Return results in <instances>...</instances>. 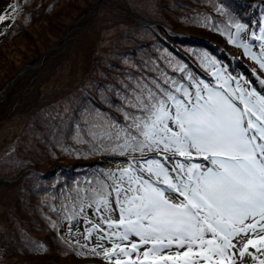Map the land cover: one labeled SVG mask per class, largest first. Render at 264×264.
I'll return each instance as SVG.
<instances>
[{
  "label": "snow or ice",
  "instance_id": "obj_1",
  "mask_svg": "<svg viewBox=\"0 0 264 264\" xmlns=\"http://www.w3.org/2000/svg\"><path fill=\"white\" fill-rule=\"evenodd\" d=\"M234 26L229 42L264 70V28L252 33L260 41L255 52L240 36L247 26ZM198 59L215 85L183 62L165 61L179 76L146 62L144 71L154 76L129 77L115 92L122 120L96 110L85 114L86 127L75 125L78 143L128 157L125 166L103 172L105 179L69 193L62 206L69 221L94 208L102 223L89 220L86 239L99 233L90 251L100 255L101 248L111 264H237L233 239L264 233V91L226 74L208 53ZM131 237L138 242L125 243ZM258 243L264 236L248 239L239 256L264 264L247 251Z\"/></svg>",
  "mask_w": 264,
  "mask_h": 264
},
{
  "label": "trees",
  "instance_id": "obj_2",
  "mask_svg": "<svg viewBox=\"0 0 264 264\" xmlns=\"http://www.w3.org/2000/svg\"><path fill=\"white\" fill-rule=\"evenodd\" d=\"M14 1L16 5L12 8V16L16 14L14 9L17 7L18 0ZM120 1L123 2V5H116L113 8V20L118 21L119 25L105 30L106 33L116 30L123 32L125 22L135 24L142 32H151L152 28L138 22L134 13L147 19V15L164 18V13H170L172 16L173 13H176L180 15L183 27L197 29L194 32H184V34L163 31L161 33V43H156L150 35L151 40L147 42L152 43V45L143 50L144 52L141 54L143 63H140V66L135 65L133 73L129 77L154 76L155 73L144 71L146 62L150 65L151 61H156L160 67L168 71L169 75L179 76V73H173L171 69L166 67L165 61L171 59L173 63L179 61L187 64L188 68L197 77L211 83L208 79L212 77L211 71L201 65L198 57L203 53H208L220 62L218 55L220 49L217 46L224 44L226 49H243L229 42L226 34L231 32L235 36L236 29L234 25L236 23H242L247 27L249 25L247 14L238 16L234 12L239 0H200L201 3L195 5L189 12L180 7L181 13H179L180 10H178L176 2H171L172 0H148L144 2L143 15L136 9L138 0ZM44 2L45 0H35L32 3L25 2L23 5L26 6L31 18L26 20L22 26L11 25V28L5 27L4 32L8 33L9 30H12L11 39L12 34L13 38L20 34L24 35L27 26L31 27L38 21L40 15L42 16L43 13L51 11L46 4L43 5ZM162 3H166L169 8H160ZM0 16L5 17V19L12 17L9 14ZM72 16L71 12L66 16V19L69 20ZM3 21L4 19L0 21V24ZM59 22L61 24V19H59ZM189 23H191V27H189ZM59 27L61 29L57 32L44 30L42 35L38 36H48L51 33L52 37H59L62 35L60 34L61 31H63L62 25ZM116 27H118L116 30H111ZM195 31L198 32L195 33ZM63 32L65 33V30ZM69 44L77 46L78 48L75 49H80L82 53H85L89 45L91 46V41L86 31L73 29L69 33ZM102 51L104 55L106 49H102ZM128 51L132 50L128 49ZM13 54H17V56L11 60V63L16 65L17 60L22 57V54H26V51L16 49L10 56L12 57ZM169 54L171 55L169 56ZM10 56L4 55L3 58H0V69L4 67V61L9 62ZM51 57L48 53L44 58L43 65L38 70L28 75L25 80L20 81L19 79L17 82H20L12 90V95L0 106V120L4 116H13V121L16 124L18 121L21 122L19 127L22 124L24 127L22 134L19 135L20 139H18V145L21 144L20 152L17 153L18 157H14L12 163L7 161V156L6 159L2 158L0 160V202H8L10 208L7 214H15L13 223L10 215H8L9 219L7 218V220L10 224H3L0 232V243L5 245V252L2 253V258L5 260L3 264H104L105 259L102 263L99 261V257L103 256L102 252H99L100 255H96L90 251L92 246L78 242L74 245V241L72 243V240L62 234V222L67 220L64 219L65 212L62 206L70 204L67 198L69 193L75 196V190L87 189L90 184H95L97 178L105 179L102 173L116 171L118 168L125 166L127 157L110 152H95L90 144L81 147L75 145V142H69L67 139L74 137L76 120L79 119L70 118L72 116L70 107L77 102L84 91L89 90L88 88L91 87L92 81L95 79L94 72L98 74L95 79V90L87 91V94L82 96L81 102H77L93 112H96L97 105L99 107L100 105L104 106L101 95L105 97L113 110L114 106L119 103L115 92L124 91L122 82L128 84L131 82L129 77L123 81L127 76L124 73L115 72L116 74L110 75L112 73H106L98 67L95 71L92 67L83 73L82 66L77 68V65L74 64L72 73L75 77L72 80L73 84L62 89H51L48 83L42 81L47 71L46 65L48 62L46 61H49ZM67 101L68 105H65ZM111 115H113V118L122 120V117L115 111H112ZM21 119H23V122L20 121ZM82 119L84 120V117ZM32 120L33 122L29 128L28 125ZM80 124L82 129L86 127L81 119ZM62 152L74 155L76 162L67 164L61 161L67 159L66 156H62ZM90 155L93 157H88ZM110 158L116 159L109 160V164L102 161ZM8 169L17 172L13 177L4 178V175L9 174ZM56 175L59 177L57 183L53 184ZM13 186L20 190V196L21 190L24 191L22 196L25 203L23 204L27 214L33 221V229H30V224L23 225L26 222L25 213L19 215L18 212L21 211L16 210L12 198ZM53 208L56 210L53 211ZM76 210L79 211V203L76 204ZM6 216L2 210L0 217L5 218ZM82 216L83 214L78 217ZM53 223L56 224L55 228L52 226ZM12 227L14 228L12 229ZM17 231L19 234H17ZM135 242H138V240H135ZM83 245H87V247H83ZM77 253H83V255ZM76 256L83 257V259L73 263L71 260ZM7 257L9 258L8 263H6Z\"/></svg>",
  "mask_w": 264,
  "mask_h": 264
},
{
  "label": "rangeland",
  "instance_id": "obj_3",
  "mask_svg": "<svg viewBox=\"0 0 264 264\" xmlns=\"http://www.w3.org/2000/svg\"><path fill=\"white\" fill-rule=\"evenodd\" d=\"M33 1L35 0H18L17 7L14 9L16 14L12 16V8L16 5L15 1L0 0V15L9 14L12 16L11 18L4 19V21L0 24V51H3L0 53V58H3L4 55L10 56L13 52L16 51V49H22L26 51V54H22V57L17 60L16 65H13L11 63V60L17 56V54H13L12 57L10 56L11 59L9 60V62L6 63V61H4V67L0 69V106L8 97L12 95V90L19 84L20 81H22L23 79L25 80L28 75L32 74L43 65L44 58L48 53H50L52 57L49 59V61H46L48 62L46 65L47 71L45 72V77L44 79L42 78V81L48 83L51 89H62L65 88V86L68 87L73 84L72 80H74L75 77L74 73H72L74 70V64L77 65V68L82 66L83 73H85L92 67H94V71L98 67L106 73H112L110 75L116 73H124L127 74V76L123 79V81H125L129 77V75L133 73V68L135 67V65L140 66L139 64L143 63L141 54L144 52L143 50L147 48V46L152 45V43L147 42L151 40L150 35L152 36V40H154L156 43H161V33L163 31H170L171 33L180 32V34H184V32H194V30H197L194 28L183 27L181 25L182 21L180 20V15H177L176 13H173V16L170 13H164V18L147 15L148 19L134 13L135 19L138 22H140L141 24H146L152 28L151 32H142L135 24H128V22H125L123 25V32H121L120 30H116L118 28L116 27L111 29L116 31L106 33L105 30L119 25L118 21L113 20V8L116 5H123V2H121L120 0H45L43 5L46 4L51 9V11L43 13L42 16L40 15L38 21H36L31 27L27 26L25 30L26 33L24 35L20 34L13 38L12 34L11 39L12 30H9L8 33H5L3 29L5 27L11 28V25H16L17 27L22 26V24L26 20L30 19L31 15L28 12L26 6L23 4L25 2L32 3ZM145 1L148 0H138L137 2L136 9L137 11H139V13H141V15H143L142 13H144L145 8L143 6H145ZM171 2H176V6L179 8L178 10H180L181 7V9L187 10L186 12H189V10L195 5L201 3L200 0H172ZM238 5L239 11L242 10L243 6L245 10H251L256 6L258 16L260 15L264 18V0H239ZM257 5H260L261 8ZM160 8L166 9L169 8V6L166 3H162ZM68 11L69 13L72 12L73 14L72 18L69 20L66 19V16L69 14H67ZM181 12L182 11L180 10L179 13ZM59 19H61L62 21L61 24L59 22ZM257 23L259 24V20H253L248 25V30H246V38L245 31L240 35L241 39L253 45L252 50L255 52H259L260 41L252 39L251 36L253 32H255L257 35L261 34V31H257L254 28ZM190 24L191 23H189V27L192 26ZM61 25L63 27V31L65 30V33L61 31L60 34L62 35L59 37H52L53 35L51 33L48 36H38L42 35L44 30H53L57 32L59 31V29H61L59 27ZM73 29H80L88 33L91 41V46L89 45L85 53H82L80 49H75L78 48L77 46H71L69 44V33ZM197 32L198 31H195V33ZM217 48L225 49L223 47V44L217 46ZM102 49H106L104 55ZM128 49H131L132 51H128ZM120 50L121 53L124 54H121ZM82 51H84V49H82ZM236 51L233 48H230V50L221 53L222 58L226 60L231 67V71L228 74L236 77L241 81V83H243L246 79L251 82L249 86L257 87L259 90L264 91V85L259 84V78H264V70H261L259 68V65L244 53L243 49H238ZM80 63L82 64L80 65ZM227 70L230 69L228 68ZM242 73H244L245 76L242 75ZM97 75L98 74L94 72L95 79ZM19 79L20 81L17 82ZM95 79H93L91 87L88 88L89 90L84 91L77 102H81L82 96L87 94V91L95 90ZM101 98L104 100V102L102 103L104 104V106L100 105L99 107L97 105L95 110H100L101 112L111 115V112H114L115 110H112L110 108V105L108 101L105 100L104 96L101 95ZM77 102L73 103L70 107V112L72 113V116L70 118H79L76 120V122L80 124V119L83 121L82 118L85 117L86 113L95 112L90 111L88 107H82ZM65 105H68V101ZM13 120V116H4V118L0 120V160L2 158L6 159L7 156V161H11V163L13 162L14 157H18L17 153L20 152L21 144L18 145V139H20L19 135H21L24 130L23 124L19 127V123L21 122L18 121L16 124ZM20 121L23 122V119H21ZM32 122L33 120L29 123V128ZM84 139L87 140L90 138L85 136ZM67 140L72 143L75 142V145L81 147H85L86 145H88V143H78L75 139H73V137H70ZM62 156L67 157L66 160H61L67 164L76 162V158L70 153L62 152ZM88 157L93 156L90 155ZM113 159L116 158L105 159L102 161L109 164V160ZM8 172L9 174L4 175V178H9L10 176L13 177L17 171L8 169ZM58 177V175L54 177L53 184L57 183ZM23 193L24 191L21 190L20 196V190H18L16 186H13L12 198L14 200L16 210L21 211L18 212L20 213L19 215L25 213L26 222L23 225L26 226L27 224H30V229H33V221L27 214L25 206L23 204L25 203L22 196ZM9 208L10 205L8 202H0V213L3 210V214L7 215L5 218L0 217V232L2 231L1 229L3 227V224H10V222L7 220V218L9 219L8 215H10L13 223V216H15V214H7ZM85 216L87 217V219H85ZM89 220L96 224L102 223L99 217L94 214V208H86L82 217H77L76 219L71 221H63L61 232L65 237L72 240V243L74 241V245H76L78 242L95 247L97 245V236L99 235V233H93L91 239H86V228L92 226L90 223H88ZM104 227L106 228V226ZM13 228L14 227H12V229ZM17 234H19V232ZM260 236H264V233L250 232L247 236L235 237L233 239V243L237 245V248L230 251L236 252V256L234 258L236 259L237 264H258V261L253 260L251 256L245 255L243 258H241L239 256V250L241 249L243 244L247 242L248 239L259 241ZM135 240H138V238L131 237L130 241L125 243H130ZM103 244L104 247L112 246L111 242L107 240L103 241ZM4 246L5 245H2L0 243V264H3V262L5 261L2 258V253L5 252ZM257 248H260V251H257ZM143 250L144 249L142 248L141 251ZM175 250V248L172 249V251ZM97 251L103 253V250L101 248H97ZM181 251H183V249H181ZM247 251L260 257L261 259H264V244L258 243L257 247H252L251 245H249ZM82 259L83 257L76 256L71 261L73 263H77ZM8 261L9 258L7 257L6 263H8ZM99 261L102 263L104 261V257H99ZM109 263L110 262H108V260L104 262V264Z\"/></svg>",
  "mask_w": 264,
  "mask_h": 264
},
{
  "label": "bare ground",
  "instance_id": "obj_4",
  "mask_svg": "<svg viewBox=\"0 0 264 264\" xmlns=\"http://www.w3.org/2000/svg\"><path fill=\"white\" fill-rule=\"evenodd\" d=\"M264 24H262L261 26H263Z\"/></svg>",
  "mask_w": 264,
  "mask_h": 264
}]
</instances>
